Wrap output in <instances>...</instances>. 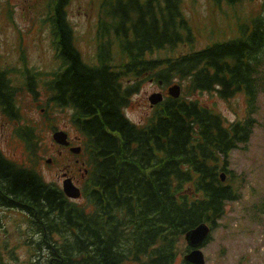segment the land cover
Wrapping results in <instances>:
<instances>
[{
  "label": "trees",
  "instance_id": "1",
  "mask_svg": "<svg viewBox=\"0 0 264 264\" xmlns=\"http://www.w3.org/2000/svg\"><path fill=\"white\" fill-rule=\"evenodd\" d=\"M70 1H46L61 61L47 86L52 104L74 110V128L85 138L84 199H70L46 182L31 153L35 126L19 123L16 136L26 157L18 162L0 149V208L32 216L39 238L30 263L173 264L182 235L203 221L215 225L226 202L237 198L219 172L229 151L248 141L250 115L264 90V16L241 25L235 37L196 48L182 0H101L98 62L88 63L68 20ZM111 42L119 66L111 64ZM130 76L133 82L123 85ZM146 79L164 88L184 79L190 90H215L223 98L243 91L249 117L226 125L207 106L168 94L137 125L123 107ZM44 109L49 112L48 105ZM16 110L12 80L0 66V111L17 119ZM3 241L0 236V264H11L12 250L6 253Z\"/></svg>",
  "mask_w": 264,
  "mask_h": 264
},
{
  "label": "rangeland",
  "instance_id": "2",
  "mask_svg": "<svg viewBox=\"0 0 264 264\" xmlns=\"http://www.w3.org/2000/svg\"><path fill=\"white\" fill-rule=\"evenodd\" d=\"M46 1L0 0V66L12 80L18 117L6 116L0 111V149L9 158L23 161L26 153L23 142L16 136L15 127L19 123H30L35 126L34 138L30 139L33 144L31 153H37L42 177L46 182L51 181L61 187L65 175L71 176L80 186L85 177L83 155L72 153L69 147L53 138L55 130H63L75 145L81 146L85 139L71 121L73 109L51 103L47 82L59 61L49 25L44 21ZM100 1L71 0L67 10L68 20L76 34V45L88 63H97ZM263 1L228 3L223 0L219 5L214 0H182L183 14L188 17L196 35L194 47L236 36L238 21L250 23L252 17L264 14ZM107 41L109 43V36ZM111 45V64L119 66L121 55L117 45L114 42ZM185 49L182 46L178 48ZM26 64L30 66L27 72L24 71ZM132 82V76L122 79L123 85ZM175 83L180 85V91L187 98L215 109L225 124L246 115L243 92L223 98L215 90L187 91L188 82L184 79H171L167 84L173 87ZM164 87L158 81L143 80L123 108L124 113L131 121L143 123L154 106H151L150 95L159 91L165 94ZM257 96L258 107L252 116L250 137L229 151L227 169L220 170L225 173L226 181L234 185L238 197L226 202L225 214L202 246L205 264H264V90L259 89ZM47 105L49 112L44 109ZM48 158L51 161L47 162ZM78 200L83 201L81 198ZM0 221V236L4 238L6 253L12 250L11 264H35L30 263L29 254L39 234L32 216L21 209L1 207ZM185 247V241L179 242L173 264H186L183 261Z\"/></svg>",
  "mask_w": 264,
  "mask_h": 264
},
{
  "label": "water",
  "instance_id": "3",
  "mask_svg": "<svg viewBox=\"0 0 264 264\" xmlns=\"http://www.w3.org/2000/svg\"><path fill=\"white\" fill-rule=\"evenodd\" d=\"M170 91L173 93L174 96H178L179 93V86L174 85L170 88ZM151 102L155 103L162 99V95L160 93H154L150 96ZM53 138L61 143V144H68L69 141L67 139V133L63 130H56L53 133ZM71 150L74 152H78L80 150L79 147H71ZM224 178V175H222ZM63 189L65 192L72 196L77 197L80 194L79 188H77L73 183L71 178H65L63 180ZM210 232L209 226L206 223H199L195 228L191 229L185 236L187 243L194 248L190 250L186 255L185 259L190 261L194 264H204V254L199 249L198 246L202 245L205 239L208 237Z\"/></svg>",
  "mask_w": 264,
  "mask_h": 264
},
{
  "label": "bare ground",
  "instance_id": "4",
  "mask_svg": "<svg viewBox=\"0 0 264 264\" xmlns=\"http://www.w3.org/2000/svg\"><path fill=\"white\" fill-rule=\"evenodd\" d=\"M91 153V152H90ZM96 168V167H95ZM137 168V167H136ZM10 198V197H9ZM15 204V203H14ZM112 236V235H111ZM55 245V244H54Z\"/></svg>",
  "mask_w": 264,
  "mask_h": 264
}]
</instances>
